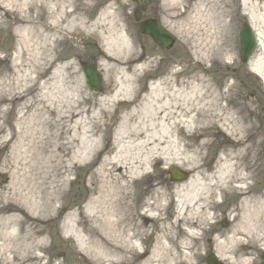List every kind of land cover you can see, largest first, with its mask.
<instances>
[{
  "label": "rangeland",
  "instance_id": "rangeland-1",
  "mask_svg": "<svg viewBox=\"0 0 264 264\" xmlns=\"http://www.w3.org/2000/svg\"><path fill=\"white\" fill-rule=\"evenodd\" d=\"M225 2L228 4L222 22L225 24V30L219 34L218 42L222 48L231 50V54L229 57L218 56L215 59L211 56L208 59L206 56L201 57L202 47L199 45L201 41L197 38L204 36L206 41L211 37H206L210 34V31H206V22L195 26L189 22L190 17L195 13L187 9V5L194 4L193 0L185 1L178 9H173L172 0H73L71 2V9L85 13L89 23L98 21L105 10L109 16L111 14L106 21L99 20V23H103V27L98 28L101 33L108 31V25L104 23L110 21L116 23L119 33L124 31L127 34L135 54L141 57L132 64L143 67L133 75L138 89L134 97L137 96L138 99L146 95L153 82L167 77L172 70L183 68L184 80H189L193 74L198 73L212 79L221 90L225 91L231 87L230 97L233 106L240 110L242 105H247V110L241 114L248 121L246 136L248 138L252 136L253 142L256 139L262 141L247 156L245 172L250 178L244 182L233 180L225 192L217 190L215 195L209 198L208 220L193 227L185 224L179 227L175 222L180 211V196L176 194V186L186 182L188 178L174 181L170 177L169 169L174 166L179 167L188 172L189 177L195 173V170L181 164H169L166 161L149 163L147 169L133 182L137 204L140 205L144 198L150 200L154 188L161 187L171 195L165 200L163 208L154 209L151 213V215L160 214L163 217L161 221H153L147 213L137 216L135 223L147 231L138 240L135 237L132 239L133 243L137 242L134 246L138 248L137 245H140L137 251L139 254L132 255L134 250L131 247L129 249L131 253L128 252L127 255L132 258L121 262L116 250V239L111 241L108 255L94 252L90 247L89 250H85L84 247H88L90 237L84 226L89 222H86V225L76 222V226L72 222L75 216L78 218V214L86 213L91 207L90 199L95 194H92L90 188V177L94 169L99 166V157L94 155L72 167L67 176L68 180L59 193L60 198L57 201H49V205L45 204L46 201L38 194L25 190L21 178L27 160L23 144L22 116L27 111L26 105L32 96L51 91L54 80L60 78L61 74L72 72L77 81L83 84L84 95L93 98L86 100L81 106L93 107L96 111L93 103L95 99L111 97L119 88L118 83L107 80L104 58L107 52L100 33L88 29L78 30L65 36L58 42L53 55L58 58L41 66L39 70L47 68V71L39 75V71L34 69L30 61L34 58L40 61L39 43L33 39L34 42H30L26 53H22L23 25L18 21V17L22 14L21 8L18 7L20 1L0 0L2 6L0 11V253L2 254L0 264L15 263L14 257L17 253L29 257L23 264H145L148 257L163 242L171 246L172 253L182 254L176 257V261L167 264H208L206 255L209 246L213 247L214 253L224 264H259L260 253L264 251L262 222H257L249 228L245 222L234 219V216L244 197L241 187L249 186L250 195H259L264 191V0H225ZM136 8L140 9L142 19L158 18L176 36V42L171 48L160 47L149 35L139 32L138 22L133 16ZM180 13L181 15H178ZM46 14L47 12H44L43 17ZM37 16L38 12L35 11L33 17L37 18ZM246 19L250 20L259 43L250 60L244 63L239 48L240 30ZM82 63L96 64L102 81L100 91H94L87 85ZM65 67L70 69L64 70ZM26 74L28 77H25ZM129 74L132 75L131 72ZM27 88L30 89L26 91L25 96L13 99L14 95L23 94ZM112 106L114 113L109 120L110 124L101 127L103 133L101 147L104 149L110 146L112 149L117 147L114 143V135L119 122L117 118L122 115L123 106L118 109L117 100L112 102ZM197 132L195 129L183 132L177 129L175 136L179 140V148L184 149L186 144H192L197 149L198 143L205 138L199 136ZM205 132L208 133L209 143L202 149L198 163L202 165L201 170L205 175H212L219 169L225 151L238 149L239 146L236 144V136L229 133L225 126H214ZM74 144L76 145L77 142ZM192 210L198 211L197 206ZM223 220H227V225H223ZM172 225L175 227L171 230V236L165 238L162 231L164 226L169 229ZM33 228L37 231L32 232ZM180 229L185 233H181ZM26 235L32 236L30 241L38 243L41 248L29 249V241L24 246L23 240ZM232 237V250L223 251L222 244ZM5 238L7 242L8 240L13 242L3 246ZM144 250L147 251L145 255L141 254Z\"/></svg>",
  "mask_w": 264,
  "mask_h": 264
},
{
  "label": "bare ground",
  "instance_id": "bare-ground-1",
  "mask_svg": "<svg viewBox=\"0 0 264 264\" xmlns=\"http://www.w3.org/2000/svg\"><path fill=\"white\" fill-rule=\"evenodd\" d=\"M18 1L22 13L18 21L23 25L22 53H26L30 42H34L33 39L39 43L40 61L36 58L30 60L34 69L39 71V75L47 71V68L39 70L41 66L58 58L53 55L60 40L78 30L91 29L94 33H100L106 48L107 54L104 58L107 80L119 84V88L111 97L95 99L93 103L99 106L94 105L95 111L93 107L81 106L92 97L84 95L83 84L77 81L72 72H67L66 75L61 74L60 78L52 82L51 91L32 96L26 105L27 111L22 116L23 144L27 153L26 168L21 174L22 185L25 190L38 194L46 201L45 204L60 198L59 193L68 180L67 176L72 167L94 155L100 158L99 166L94 169L90 177V188L92 194H95L90 199L91 207L86 213H80L78 218L75 216L72 219L75 226L76 222L85 225L89 222L84 226L90 237L88 247H84L85 250H89L90 247L94 252L108 255L111 241L116 239V250L121 262L132 258L127 255L131 247L134 250L132 255L139 254L137 251L140 245H137L138 248L134 246L137 242L133 243L132 239L135 237L138 240L147 229H142L135 223L137 216L147 213L153 221H161L163 217L160 214L151 215V213L154 209L163 208L165 200L171 195L161 187L154 188L150 200L144 198L140 205L137 204L133 182L147 169L149 163L166 161L169 164H181L195 170L186 182L176 186V194L180 196V211L175 222L179 227L181 224L193 227L206 222L209 217L207 214L210 208L209 198L215 195L217 190L227 191L233 180L244 182L250 178L245 172L247 156L262 141L256 139L253 142L252 136L250 138L246 136L248 121L241 114L247 110V105H242L240 110L233 106L230 97L231 87L225 91L221 90L212 79L198 73L193 74L189 80H184V69L179 68L170 71L167 77L153 82L149 92L137 99L136 95L133 96L138 92L133 75L143 67L132 63L140 60V55L135 54L127 34L124 31L119 33L116 23L110 21L104 23L108 25V31L103 33L98 30L103 27V23H99V20L106 21L111 14L109 16L105 10L98 21L89 23L85 13L71 9L73 0ZM172 1L173 9H178L179 5L187 0ZM193 1L194 4L187 5V9L195 13L190 17L189 22L193 26L206 22V31H210L206 37H211L206 41L204 36L197 38L201 41L199 44L202 47L201 57L206 56L207 59L210 56L213 57L212 59L218 56L229 57L231 50L222 48L218 42L219 34L225 30V24L222 22L226 15L227 2L225 0ZM209 1L211 3H208ZM35 11L38 12L37 18L39 16L42 18H34ZM44 12H47L45 17H43ZM24 61L25 59L22 60L21 65ZM65 69L70 68L65 67ZM25 77H28V74ZM29 89L27 88L23 94L14 95L13 99L25 96ZM116 100L118 109L123 106L122 115L117 118L119 122L114 135V143L117 147H114L115 150L111 146L104 149L101 147L103 135L101 127L110 124L109 120L114 113L112 102ZM214 126H225L229 133L236 136V144L239 148L226 150L219 169L212 175H205L198 158L201 157L202 149L209 143L208 133L205 131ZM177 129L182 132L195 129L199 136L205 138L198 143L197 149L192 144H186L184 149H181L179 140L175 136ZM74 142L77 144L75 145ZM241 188L244 197L234 219L245 222L249 228L257 222H262L264 226V191L259 195H250L249 186ZM196 206L198 211H193ZM173 227L175 226L172 225L168 229L164 226L162 231L165 238L171 236ZM36 231L35 228L32 229V232ZM180 231L185 233L182 229ZM6 239L3 246L13 242V240L7 242ZM31 239L32 236L26 235L23 245L25 246L29 241V249L41 248L38 243L30 241ZM232 243L233 237L227 239L222 244V250L231 251ZM146 253L147 251L144 250L141 254ZM19 254L14 257L15 263L10 264H23L29 258ZM1 255L0 253V257ZM179 255L182 254L172 253L171 246L163 242L148 257L145 264L154 262L167 264L176 261ZM186 257L189 258L187 255Z\"/></svg>",
  "mask_w": 264,
  "mask_h": 264
},
{
  "label": "water",
  "instance_id": "water-1",
  "mask_svg": "<svg viewBox=\"0 0 264 264\" xmlns=\"http://www.w3.org/2000/svg\"><path fill=\"white\" fill-rule=\"evenodd\" d=\"M137 20H140L142 17L141 12L135 14ZM139 29L142 33L149 34L153 40L159 44L161 47L171 48L175 43V36L168 31L157 18H149L143 20L139 24ZM256 45L255 34L251 28L249 22L243 24L241 31V55L242 60L246 62L250 55L252 54ZM84 68L85 75L87 77V82L90 87L95 90L101 89V76L97 71V67L94 63L82 64ZM172 180H184L188 177V173L182 171L178 168H172L170 170ZM209 264H223L219 261L213 253H209L208 256ZM264 264V253H262V262Z\"/></svg>",
  "mask_w": 264,
  "mask_h": 264
}]
</instances>
